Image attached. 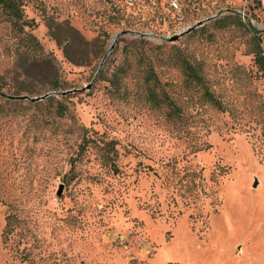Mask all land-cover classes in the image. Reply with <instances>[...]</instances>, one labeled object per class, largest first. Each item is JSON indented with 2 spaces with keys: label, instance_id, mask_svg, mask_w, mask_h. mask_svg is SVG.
<instances>
[{
  "label": "rangeland",
  "instance_id": "rangeland-1",
  "mask_svg": "<svg viewBox=\"0 0 264 264\" xmlns=\"http://www.w3.org/2000/svg\"><path fill=\"white\" fill-rule=\"evenodd\" d=\"M23 2L52 66L0 17V264H264V0Z\"/></svg>",
  "mask_w": 264,
  "mask_h": 264
},
{
  "label": "trees",
  "instance_id": "trees-1",
  "mask_svg": "<svg viewBox=\"0 0 264 264\" xmlns=\"http://www.w3.org/2000/svg\"><path fill=\"white\" fill-rule=\"evenodd\" d=\"M24 6L23 0H0L1 21L9 25L12 36L16 40L14 45V55L16 57V61L20 64H45L47 66H52L51 60L43 53V47L40 41L32 33L26 30V28L31 27L32 22L26 18ZM241 22L242 20L239 15H229L217 20L216 24L218 27L223 28L229 25H237ZM47 23L49 34L59 43V45H61L63 40L55 35L56 30L53 25H51V21L48 20ZM69 44L70 41L67 39L65 46L67 45L68 47ZM155 48L160 49L161 47L156 46ZM64 52L68 57V53L65 48ZM252 54L254 65L257 69V75L264 80V51L257 39H254L253 41ZM179 62L187 79L195 80L202 85L204 84V81L199 74V70L194 65L183 57H179ZM149 73L153 79L156 78V73H154L152 69ZM204 89V96L206 99L217 108L222 109V105L218 99L210 91H208L207 88ZM148 98V100L154 104H167L169 107L173 108L172 101L165 94L160 97L156 91L149 90ZM57 113L60 117H64L66 114V107L61 102H58ZM108 146H112V150L115 151L113 142L109 143ZM110 162L112 166H115L114 159L110 158Z\"/></svg>",
  "mask_w": 264,
  "mask_h": 264
},
{
  "label": "water",
  "instance_id": "water-1",
  "mask_svg": "<svg viewBox=\"0 0 264 264\" xmlns=\"http://www.w3.org/2000/svg\"><path fill=\"white\" fill-rule=\"evenodd\" d=\"M199 25H201V23H199L197 26H199ZM191 30H193V28H190V30L189 31H191ZM188 31V32H189ZM121 34H135V35H137V36H139V37H141V36H144L143 34H137V33H134L133 31H124V32H122ZM177 39V37L176 38H174L173 40H176ZM118 42V36L117 37H115L114 38V42H113V44L111 45V47H110V50H109V53L113 50V48H114V46H115V44ZM49 95H45V96H43V97H38V98H28V97H17L19 100H29V101H39V100H43V99H45L46 97H48ZM256 185H257V182H256V184H255V186L254 187H256ZM61 190H62V187L60 186L59 187V191H58V195L60 196L61 195Z\"/></svg>",
  "mask_w": 264,
  "mask_h": 264
}]
</instances>
